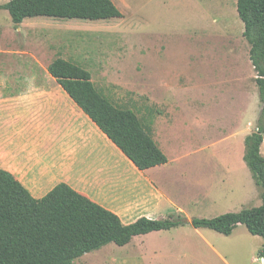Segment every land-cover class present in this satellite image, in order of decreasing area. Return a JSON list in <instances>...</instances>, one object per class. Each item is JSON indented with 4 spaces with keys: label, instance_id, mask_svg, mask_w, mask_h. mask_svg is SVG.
Returning <instances> with one entry per match:
<instances>
[{
    "label": "rangeland",
    "instance_id": "rangeland-1",
    "mask_svg": "<svg viewBox=\"0 0 264 264\" xmlns=\"http://www.w3.org/2000/svg\"><path fill=\"white\" fill-rule=\"evenodd\" d=\"M7 1L0 0V4ZM116 2L124 11L119 18L83 20L39 16L25 19L24 25L18 28L9 12L0 10V29L10 36L6 44L0 40V109H6L8 103L2 98L13 94L53 93L58 100L39 97V116H20L27 124L38 121L39 127H44V114H51V106L68 100L60 84L46 72L53 59L63 57L89 69L97 90L114 105L131 106L140 111L147 105L157 109L159 103L168 109L181 106L173 114L169 138L183 152L197 145V138L201 144L210 143L219 135L236 130L243 119L246 133L256 129L262 105L250 45L237 13V0ZM216 70L221 75L228 72L229 81L235 82L226 85L223 92L220 87H214L207 97H202L201 82L206 78L203 73ZM145 72L150 84L145 81ZM181 76L183 83L178 84ZM213 79L218 80L215 74L211 75ZM110 81H118L120 85L115 88ZM69 104L74 106L72 102ZM242 144V138L236 137L195 155L199 160L222 157L232 164L230 171L217 162L197 168L209 177L219 171L225 174L226 183H220L214 198V185H191L189 181L197 182L194 173H189L191 178L182 167L183 174L177 175L181 177L166 183L169 194L176 193L177 201L185 209L174 208L157 215L167 218L181 213L188 219L213 218L260 206L261 190L242 159ZM261 151L264 156V143ZM169 169L172 172V167ZM187 228L191 230L178 236L198 235L193 227ZM203 232L214 238V244L220 246L230 264H263L260 250L264 238L251 234L245 225H239L231 235L208 228ZM187 244L183 242L182 248ZM125 252L124 246L111 243L84 254L74 264L137 262L132 258L127 260Z\"/></svg>",
    "mask_w": 264,
    "mask_h": 264
},
{
    "label": "crops",
    "instance_id": "crops-1",
    "mask_svg": "<svg viewBox=\"0 0 264 264\" xmlns=\"http://www.w3.org/2000/svg\"><path fill=\"white\" fill-rule=\"evenodd\" d=\"M116 1L113 0L116 6L121 8ZM122 14L124 15V11ZM20 25H24V21ZM8 37L10 36L0 29V40L6 44ZM70 61L82 66L73 60ZM219 62L223 64L222 61ZM49 64L46 68L47 73ZM208 65L211 66V63ZM224 72L225 75H221L217 70L215 73L213 71L203 73L206 78L201 82L202 97H207L214 87H220L223 92L226 85L235 82L229 81L231 79L228 72ZM214 74L218 80H211V75ZM145 75L147 79L145 81L150 84L146 72ZM92 81L97 89L93 75ZM110 82L115 88L120 85L118 81ZM180 83H183L182 76L178 84ZM64 95L68 98L65 103L57 101L51 106V114L49 116L44 114L46 118L44 127H39L38 121H30L27 124L20 116L38 115L39 97L50 96L47 99L58 100L53 93L20 92L2 98L8 103L5 104L6 109H0V168L12 173L36 199L45 197L58 184L66 183L95 203L116 213L125 224H130L141 217L161 219L157 215L160 212H171L174 208L177 211L185 209L177 201L176 193L173 196L169 194L170 190L166 183L172 179L174 182L181 177L177 175L183 174L182 167L183 172L186 171L191 178L192 174L189 173H194V180L198 183L189 181L191 185L205 187L214 185L212 198L215 197L216 188L220 187V183H226L227 178L225 179L223 172L219 171L214 177H209L197 168L217 162L230 171L232 164L222 157L199 160L196 159V154L199 155L227 140L241 137L243 144L240 153L244 160L245 137L250 134L243 130L244 119L243 124L236 130L221 134L210 143L201 144V140L197 138V145L183 152L177 145L171 144L172 140L169 138V129L174 121L173 114L181 110V106L177 109H168L159 103L157 109L147 105L140 111L131 106L118 105L132 109L136 113L143 128L153 135L169 159L166 164L141 170L66 91ZM71 102L74 106L69 107ZM171 167L172 172L169 169ZM214 180L218 181L214 183ZM187 226L193 227L189 224L134 236L131 242L124 245L127 260L136 259L137 262L134 264H230L220 246L214 244V238L203 234V229L207 228L193 227L197 236H178L191 230ZM183 242L189 244L182 248Z\"/></svg>",
    "mask_w": 264,
    "mask_h": 264
},
{
    "label": "trees",
    "instance_id": "trees-1",
    "mask_svg": "<svg viewBox=\"0 0 264 264\" xmlns=\"http://www.w3.org/2000/svg\"><path fill=\"white\" fill-rule=\"evenodd\" d=\"M256 71L261 110L256 129L245 137L244 161L261 190L262 204L213 218H192L181 213L167 218L141 217L125 224L113 211L95 203L66 183L36 199L9 171L0 168V264H74L84 254L114 243L124 246L134 236L192 225L230 235L240 224L264 238V0H237ZM16 28L27 18L109 20L123 14L113 0H10L0 4ZM48 73L141 170L169 162L153 135L136 113L112 104L95 87L92 74L62 57ZM264 259V245L260 250ZM264 264V262H263Z\"/></svg>",
    "mask_w": 264,
    "mask_h": 264
},
{
    "label": "water",
    "instance_id": "water-1",
    "mask_svg": "<svg viewBox=\"0 0 264 264\" xmlns=\"http://www.w3.org/2000/svg\"><path fill=\"white\" fill-rule=\"evenodd\" d=\"M263 262H264V259H263Z\"/></svg>",
    "mask_w": 264,
    "mask_h": 264
}]
</instances>
